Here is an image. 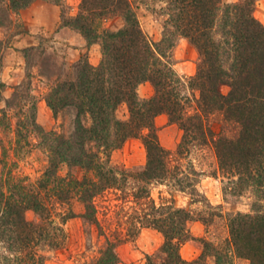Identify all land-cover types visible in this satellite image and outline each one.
<instances>
[{
    "label": "trees",
    "instance_id": "obj_1",
    "mask_svg": "<svg viewBox=\"0 0 264 264\" xmlns=\"http://www.w3.org/2000/svg\"><path fill=\"white\" fill-rule=\"evenodd\" d=\"M6 1L7 10L18 14L37 0ZM44 1L59 7L62 3ZM139 1L143 0H79L77 13L69 18L61 10V26L79 33L87 47L99 45L101 60L96 66L80 60L74 72L68 71L45 97L54 117L66 108L74 110L69 135L45 131L37 123L35 104L19 107L22 119L18 120L17 142L35 132L48 161L37 184L15 181L11 173L0 178V244L10 253L0 257V264H44L36 248H59L65 242L53 215L54 205H67L64 213L57 214L65 222L78 216L71 206L74 198L83 207L79 217L104 235L94 200L111 189L131 196L139 205L135 216L139 228L162 235L161 260L147 255L145 264H232L234 258L264 264V26L254 16L257 0L232 4L149 0L164 4L163 38L157 43L140 27L134 6ZM112 19H119L122 26L106 27ZM175 36L186 39L200 59L188 86L197 92L191 110L192 101L183 95V82L167 55ZM145 82L154 93L142 100L137 89ZM122 104L128 107V120L116 116ZM0 113V127H7V111ZM163 114L182 131L174 151L159 141L155 119ZM211 116L221 120L219 132L212 130ZM130 138L140 139L146 151V164L138 172L126 171L110 160L111 153ZM206 146L213 148L218 170L227 179L223 195L249 194L255 199L249 212L225 216L227 235L222 244L194 238L189 227L199 221L207 228L215 218H223L219 207H213L197 190L198 172L192 162H183L193 149ZM63 167L68 170L66 176L59 174ZM75 169L83 172L81 178L72 174ZM154 184L167 186L170 193L189 194L192 203L204 202L207 210L195 216L177 206L173 196L157 205L150 194ZM28 211L39 216L40 223L29 221ZM192 240L201 244L202 253L186 260L180 250ZM118 243L117 237H106L95 263L118 264Z\"/></svg>",
    "mask_w": 264,
    "mask_h": 264
},
{
    "label": "rangeland",
    "instance_id": "obj_2",
    "mask_svg": "<svg viewBox=\"0 0 264 264\" xmlns=\"http://www.w3.org/2000/svg\"><path fill=\"white\" fill-rule=\"evenodd\" d=\"M237 1L223 0L227 4ZM35 2L49 3L44 0ZM78 4L79 0H62L60 13L63 10L65 18L72 17L78 11ZM134 6L144 34L151 42H160L163 38L166 20V16L161 10L164 4L143 0ZM18 14L8 11L7 1L0 0V21L3 22L0 26V42L2 43L0 54V112L7 111L9 118L8 126L0 127V178L2 176L5 178V173H11L15 181L21 180L26 184H37L47 167V153L44 148L39 146L41 139L35 132L28 133V139L20 137V142H17L18 120L22 119V116L21 118L18 117L19 107L27 109L35 104L37 123L45 131L69 135L73 129L74 110L66 108L54 117L51 109L47 106L45 97L59 80L66 77L68 71L74 72L73 66L77 62L87 59L90 63V54L88 51L81 50L83 48L77 45L69 44L63 36L57 35L59 30L53 33L25 30ZM254 16L264 26V0L256 1ZM105 25L111 29H118L122 26V22L119 19H112L107 21ZM60 28H63L61 20ZM66 28L70 29L69 27ZM70 30L79 34L72 29ZM20 34L23 36H19ZM26 35L33 36L32 44L25 48L16 47V41L26 37ZM95 46H97L101 60L100 46ZM167 55L175 72L183 82V95L192 101L193 95L197 96V92H192L188 86L190 79L196 73L200 60L197 51L186 39L175 36L174 45L167 51ZM17 69L22 76L20 83H17L18 80H11L12 74H18ZM222 91L226 93L227 88L224 87ZM137 93L138 97L143 100L150 98L154 91L151 84L145 82L139 85ZM7 103L11 106L8 107ZM193 104L192 101L189 110L192 109ZM116 116L120 120H128L129 111L126 104L118 107ZM210 118L212 130L219 132L222 125L221 120L215 116ZM155 127L163 147L174 151L182 137L180 128L176 124H171L164 114L155 119ZM27 140L29 143H26ZM110 160L113 165L123 167L126 171L138 172L146 164V151L140 139L130 138L120 149L111 153ZM183 162H192L198 172L197 190L213 207H219L217 210L223 214L222 219L215 218L214 222L207 228L199 221L191 222L189 227L192 236L194 238L204 237L217 244H222L227 235L225 216L234 212H249L250 205L255 199L249 194L234 197L227 192L226 196L223 195V189L228 187L227 179L218 170L215 152L211 146L193 149L189 157ZM67 172V168L63 167L59 174L66 176ZM72 174L76 178L83 176V172L78 169L73 170ZM150 194L157 205L173 196L177 206L188 208L195 216L207 210L204 202L192 203L189 194L170 193L165 185H151ZM94 203L96 216L104 235L99 234L96 225L79 217V214L83 212V207L75 198L72 199L71 206L78 216L65 222H62L61 217L57 214L64 213L67 205L64 204L63 208L60 205H54L53 215L64 231L65 242L59 248L51 246L42 249L36 248L44 257V264H96L106 237L111 240L117 237L120 240L117 246L118 264H145L147 255L152 256L155 261L161 260L162 255L159 249L163 243L162 235L151 228H139L135 216L136 212H140V209L131 196L124 197L119 190L111 189L99 195ZM26 218L31 222L40 223L39 216L32 211L26 213ZM135 225L136 229L133 228ZM180 253L182 258L193 260L202 253V246L198 241H188L182 245ZM3 254L10 253L6 251L4 245L0 244V257ZM208 262L212 263L213 260L208 258ZM232 264L249 263L244 259L234 258Z\"/></svg>",
    "mask_w": 264,
    "mask_h": 264
},
{
    "label": "crops",
    "instance_id": "obj_3",
    "mask_svg": "<svg viewBox=\"0 0 264 264\" xmlns=\"http://www.w3.org/2000/svg\"><path fill=\"white\" fill-rule=\"evenodd\" d=\"M18 18L20 19L25 30H40L46 33H53L56 30H59V33H57V35H59L60 37L63 36L69 44L77 45L78 47L83 48L81 50L88 51V53L90 54V64H98L100 56L97 52V46L92 45L91 47H87L86 41L81 35L75 34L66 27L60 28L59 6L51 3L34 2L29 7L21 10L18 14ZM19 36H23V34H20ZM19 36L17 35V37ZM32 39L33 36L26 35V37L21 38L19 41H16L15 46H20L22 48L28 47L32 44ZM17 71L18 74H12L11 80H18L17 83H20L22 76L19 73V69H17Z\"/></svg>",
    "mask_w": 264,
    "mask_h": 264
}]
</instances>
